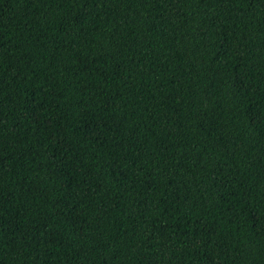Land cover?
<instances>
[{
    "label": "trees",
    "instance_id": "obj_1",
    "mask_svg": "<svg viewBox=\"0 0 264 264\" xmlns=\"http://www.w3.org/2000/svg\"><path fill=\"white\" fill-rule=\"evenodd\" d=\"M0 264H264V0H0Z\"/></svg>",
    "mask_w": 264,
    "mask_h": 264
}]
</instances>
